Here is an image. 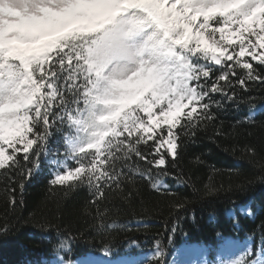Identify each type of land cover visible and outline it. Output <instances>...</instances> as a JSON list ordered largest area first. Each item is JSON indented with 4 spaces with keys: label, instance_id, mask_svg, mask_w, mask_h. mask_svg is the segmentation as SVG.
Here are the masks:
<instances>
[{
    "label": "snow or ice",
    "instance_id": "snow-or-ice-1",
    "mask_svg": "<svg viewBox=\"0 0 264 264\" xmlns=\"http://www.w3.org/2000/svg\"><path fill=\"white\" fill-rule=\"evenodd\" d=\"M15 3L20 22L0 40V172L9 186L24 188L38 165L33 156L46 150L55 129L76 166L55 172L50 185H86L99 204L106 189L139 175L182 211L186 198L167 181L189 183L180 166L184 138L215 121L213 106L222 100L232 102L252 85L264 90V0ZM246 152L255 161L257 148ZM154 174L163 179L153 182ZM215 192L206 186L204 195ZM9 196L5 209L14 211L20 201L15 191ZM180 227L179 215L170 214L168 240ZM8 230L0 224V234ZM75 231L83 234L68 219L57 232L64 247ZM162 243L153 246L152 264H167Z\"/></svg>",
    "mask_w": 264,
    "mask_h": 264
},
{
    "label": "trees",
    "instance_id": "trees-1",
    "mask_svg": "<svg viewBox=\"0 0 264 264\" xmlns=\"http://www.w3.org/2000/svg\"><path fill=\"white\" fill-rule=\"evenodd\" d=\"M214 98L222 99L219 94ZM213 111L215 121L192 133L194 138H184L180 166L189 183L181 181L182 186H176L167 181L186 198L178 212L172 200L153 191L139 175L134 180L122 178L119 188L106 189L99 204L91 203L86 185H50L55 172L76 166L63 155L62 133L53 129L46 150L38 158L33 156L38 165L22 190L19 184L9 186L0 172V224L10 229L0 234V264H65L68 260L72 264H113L118 258L152 264L157 240L163 242L167 264L194 262L188 251L192 246L202 250L201 264H224L247 249L254 254L252 259L264 264V151H259L264 148V90L252 85L234 101L222 100L219 109L214 105ZM251 145L258 150L255 161L246 152ZM140 166L143 169L142 162ZM155 179L163 178L154 174ZM206 186L216 192L205 196ZM12 191L20 201L14 211L5 209ZM170 214L181 219L172 240L165 234ZM68 219L83 234L71 233L76 238L64 247L57 232ZM45 220L50 224L41 227ZM141 220L144 223L137 224ZM218 252L217 259H209Z\"/></svg>",
    "mask_w": 264,
    "mask_h": 264
},
{
    "label": "rangeland",
    "instance_id": "rangeland-1",
    "mask_svg": "<svg viewBox=\"0 0 264 264\" xmlns=\"http://www.w3.org/2000/svg\"><path fill=\"white\" fill-rule=\"evenodd\" d=\"M15 16V18H8L9 16ZM19 18L16 16V14H15V11L14 10H12V12H10L9 14H8V16H5V15H2V14H0V26H7L8 28L9 27H17V25L19 24ZM0 40H3V39H0ZM219 252L215 255V256H212V259H217L218 258V256H219ZM206 257L208 258L209 256L208 255H206ZM121 264H132V263H122V262H120Z\"/></svg>",
    "mask_w": 264,
    "mask_h": 264
},
{
    "label": "clouds",
    "instance_id": "clouds-1",
    "mask_svg": "<svg viewBox=\"0 0 264 264\" xmlns=\"http://www.w3.org/2000/svg\"><path fill=\"white\" fill-rule=\"evenodd\" d=\"M18 6L15 0H0V14L8 16V14ZM8 18H15V16H9Z\"/></svg>",
    "mask_w": 264,
    "mask_h": 264
}]
</instances>
